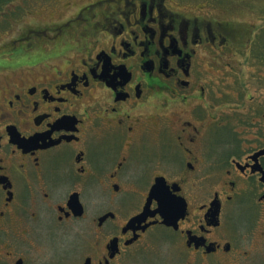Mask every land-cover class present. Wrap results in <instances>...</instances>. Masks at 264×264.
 <instances>
[{
    "label": "flooded vegetation",
    "instance_id": "1",
    "mask_svg": "<svg viewBox=\"0 0 264 264\" xmlns=\"http://www.w3.org/2000/svg\"><path fill=\"white\" fill-rule=\"evenodd\" d=\"M38 4L0 51V264H264V0Z\"/></svg>",
    "mask_w": 264,
    "mask_h": 264
},
{
    "label": "rangeland",
    "instance_id": "2",
    "mask_svg": "<svg viewBox=\"0 0 264 264\" xmlns=\"http://www.w3.org/2000/svg\"><path fill=\"white\" fill-rule=\"evenodd\" d=\"M43 0H6L3 3L0 4V48H4L0 51H4L7 49L8 45L6 44L9 41H11L14 38V35L17 33V31L22 28L25 24L34 21H39L37 17L39 15H31L29 18H26L25 20H21L20 22H14L13 20L16 18L22 17V14L19 12H24L28 10L37 9L39 7V2H42ZM77 1V5L81 3L83 0H73V2ZM190 3H193L196 0H187ZM208 2H211V0H207ZM63 4H58V7L61 8ZM13 8V9H12ZM249 14L244 13V16H247ZM13 21V22H12ZM257 22V20H256ZM240 78H243L240 76ZM247 78V77H246ZM252 81L255 80V76H252L250 78ZM249 78L246 79V81L250 82ZM240 215L237 216L238 220L244 219L247 217L248 210L243 209L239 213ZM244 223L241 224L243 226Z\"/></svg>",
    "mask_w": 264,
    "mask_h": 264
},
{
    "label": "trees",
    "instance_id": "3",
    "mask_svg": "<svg viewBox=\"0 0 264 264\" xmlns=\"http://www.w3.org/2000/svg\"><path fill=\"white\" fill-rule=\"evenodd\" d=\"M4 1H6V0H0V4L3 3Z\"/></svg>",
    "mask_w": 264,
    "mask_h": 264
},
{
    "label": "snow or ice",
    "instance_id": "4",
    "mask_svg": "<svg viewBox=\"0 0 264 264\" xmlns=\"http://www.w3.org/2000/svg\"><path fill=\"white\" fill-rule=\"evenodd\" d=\"M3 62L2 61H0V64H2Z\"/></svg>",
    "mask_w": 264,
    "mask_h": 264
}]
</instances>
